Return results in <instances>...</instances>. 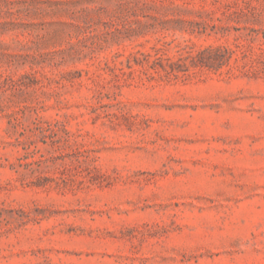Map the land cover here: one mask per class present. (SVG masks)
<instances>
[{
  "label": "rangeland",
  "instance_id": "374dc122",
  "mask_svg": "<svg viewBox=\"0 0 264 264\" xmlns=\"http://www.w3.org/2000/svg\"><path fill=\"white\" fill-rule=\"evenodd\" d=\"M0 264H264V0H0Z\"/></svg>",
  "mask_w": 264,
  "mask_h": 264
}]
</instances>
